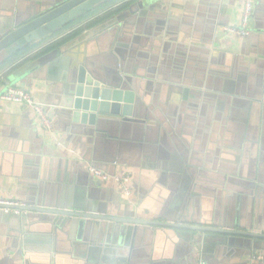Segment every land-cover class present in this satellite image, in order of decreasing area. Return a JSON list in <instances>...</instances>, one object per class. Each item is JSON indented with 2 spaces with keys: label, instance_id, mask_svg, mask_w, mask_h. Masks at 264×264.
Returning <instances> with one entry per match:
<instances>
[{
  "label": "crops",
  "instance_id": "1",
  "mask_svg": "<svg viewBox=\"0 0 264 264\" xmlns=\"http://www.w3.org/2000/svg\"><path fill=\"white\" fill-rule=\"evenodd\" d=\"M50 1L0 0V25L42 12ZM243 4L121 0L111 9L134 11L58 46L60 57L133 96L130 117L105 120L89 140L62 115L57 69L33 70L41 56H30L39 49L1 71L8 76L0 92L27 90L52 127L41 128L26 105L0 100V202L50 207L69 185L110 214L264 235V0H255L245 38L228 32L240 28ZM93 164L110 179L92 177ZM126 175L130 195L113 179ZM18 215L27 220L30 250L20 246L22 233L0 221V264H264V240L249 241L253 250L229 236L226 247L196 251L183 231L148 226L134 227L127 246L84 259L82 244L73 248L43 221L50 217ZM48 236L50 254L37 250Z\"/></svg>",
  "mask_w": 264,
  "mask_h": 264
},
{
  "label": "water",
  "instance_id": "2",
  "mask_svg": "<svg viewBox=\"0 0 264 264\" xmlns=\"http://www.w3.org/2000/svg\"><path fill=\"white\" fill-rule=\"evenodd\" d=\"M114 0H53L46 5L42 12H35L32 16H26L15 21L12 17L3 19L0 25V65L10 59L19 50L41 41L62 29L68 23L82 18L88 12L104 6ZM117 15L119 19L127 13L133 12L132 7ZM121 16V17H120ZM111 20V19H110ZM58 49L47 52L36 60V68L57 70L58 77L55 82L61 84L60 105L62 115L75 125V134L87 136L88 140L94 132H100L98 125L105 120H111L122 116L130 117L133 96L124 93L118 82L109 81L97 76L85 65L76 60L62 58ZM33 71V72H34ZM110 73H107L109 75ZM16 76V77H15ZM12 79L18 78L17 75ZM106 80V81H105ZM93 132V133H92ZM92 166L95 167L93 164ZM57 203L50 207H35L30 205H18L0 202V221L7 223L11 228H16L22 233L20 246L24 250H30L27 235V220L21 218L18 213H36L50 217L43 221H49L55 231L67 234L73 248L83 245L85 248L84 259L91 252L100 253L104 249L113 250L124 247L130 243L134 227L148 226L167 228L183 231L186 242L194 244L196 251H205V246H228L229 236H238L247 240L239 242L236 247L252 248L248 245L252 240H264V235L254 233H242L236 231L213 229L211 227H191L178 223H159L145 221L134 217H124L106 212L104 206L93 203V196L84 188L79 189L69 185L60 187ZM53 204V203H52ZM11 211L18 213H11ZM12 214V215H11ZM197 236V238L195 237ZM195 237V240H194ZM51 236L46 237L44 247L37 249L43 253L52 252ZM81 248V246H77ZM52 259V258H51ZM50 259V260H51ZM48 264V263H47ZM97 264V261L96 263Z\"/></svg>",
  "mask_w": 264,
  "mask_h": 264
},
{
  "label": "built area",
  "instance_id": "3",
  "mask_svg": "<svg viewBox=\"0 0 264 264\" xmlns=\"http://www.w3.org/2000/svg\"><path fill=\"white\" fill-rule=\"evenodd\" d=\"M254 3H255V0H244L243 9H242L241 26L239 29H234V28L228 29L229 33H232L241 38H245L249 36L250 32L248 30V21L252 15ZM0 100L10 101V102L26 105L28 108L34 111L35 117L37 121L39 122L41 128L45 130L51 129L52 123L43 105L35 101L33 97L31 96V94L24 88L8 86L4 91L0 92ZM88 172L92 177L100 181H103V182L110 179V175H108L106 172L92 165L88 166ZM113 179L119 184L122 191L126 195H130L131 188L129 185L130 183L129 176L127 175L123 177L114 176ZM1 203H4V202H1Z\"/></svg>",
  "mask_w": 264,
  "mask_h": 264
},
{
  "label": "trees",
  "instance_id": "4",
  "mask_svg": "<svg viewBox=\"0 0 264 264\" xmlns=\"http://www.w3.org/2000/svg\"><path fill=\"white\" fill-rule=\"evenodd\" d=\"M121 0H114L104 6H101L95 10H92L88 12L85 16H83L80 19H77L71 23H68L65 25L62 29L58 30L57 32L53 33L52 35L42 39L41 41L34 43L32 45H29L25 47L22 50H19L16 54H14L10 59H8L6 62L0 65V72L8 68L11 64L17 62L19 59L23 58L24 56L34 52L35 50H38L37 53L30 56L32 58H35L36 56H42L43 54L50 52L54 49H58L60 45L64 44L65 42L75 38L76 36H79L81 32L86 28H91L95 25H98L102 22H106L107 20L112 19L119 11L124 9V6L111 9L115 4L119 3ZM110 9V10H109ZM104 12V13H103ZM103 13V14H101ZM101 14V15H100ZM98 15V17H97ZM91 18L92 21L90 20ZM90 20V21H89ZM85 21H89V23L85 24L81 28H78L80 24H82ZM72 30V31H71ZM70 31L67 35L63 36L59 40H56L55 42L49 43L50 41H53L54 39L62 36L66 32ZM49 43V44H48ZM43 47V48H42ZM7 73H4V76L2 78L0 77V84L3 81V79L7 78Z\"/></svg>",
  "mask_w": 264,
  "mask_h": 264
},
{
  "label": "rangeland",
  "instance_id": "5",
  "mask_svg": "<svg viewBox=\"0 0 264 264\" xmlns=\"http://www.w3.org/2000/svg\"><path fill=\"white\" fill-rule=\"evenodd\" d=\"M81 25V24H80Z\"/></svg>",
  "mask_w": 264,
  "mask_h": 264
}]
</instances>
